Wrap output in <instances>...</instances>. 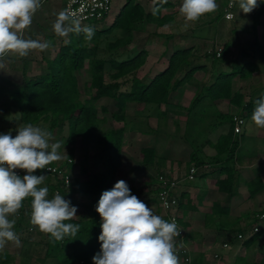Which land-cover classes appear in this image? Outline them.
Returning a JSON list of instances; mask_svg holds the SVG:
<instances>
[{"label":"crops","instance_id":"crops-1","mask_svg":"<svg viewBox=\"0 0 264 264\" xmlns=\"http://www.w3.org/2000/svg\"><path fill=\"white\" fill-rule=\"evenodd\" d=\"M128 1L120 0L122 6L120 10ZM131 1L139 5L145 15L159 13L160 18L167 15H171L172 18L168 24L161 27L146 21L136 24L132 32V42L128 46L133 45V40L140 34V29L144 31V28L148 31L155 28L158 31L157 34H150L148 38L144 37L145 43L160 44L158 40H163L164 43L156 60L147 53V48L143 49L146 54L145 61L134 77L144 85L151 84L168 68L175 52L189 48L192 56L190 63L194 72L171 91L168 104H140L134 101L125 104L123 110L128 108L132 110L133 116L141 118H138L139 123L126 128V123L133 119L121 113L123 119H115V124L121 126L114 129L109 127L110 129L105 131L123 129L120 156L116 163L112 158L110 160L105 158L104 145L93 143L86 145L81 139H77L75 145L77 147L79 144L85 148V157L78 167L75 168L73 165V178L86 182L89 175L100 173L110 179L113 178L114 183L124 180L131 189V194L148 205L153 214L167 221L158 207L155 196V177L166 174L176 182L174 194L179 202L177 213L180 224L185 230L183 242L191 249L189 264H258L260 262L252 260V251L249 249L259 237L249 245L245 240L242 247L241 241L236 239L230 242L229 238L238 234L249 236L254 226L253 214L264 211V202H261L264 200V129L252 124L253 111L248 113L246 110L250 102L264 96V3L255 27L253 11L245 14L239 11L238 7H233L232 27L234 31L241 32L239 35L237 32L239 44H235L231 39L226 40L227 33L223 36L215 34L217 40H213L212 53L209 54L210 57L205 58L206 55H198L199 48L193 41L197 39L191 33L187 34V31H184L185 24L183 26L180 22L182 16L179 7L183 0ZM216 3L219 9H223L224 5L222 6L220 0H216ZM64 4L65 0H41V7L33 15L30 27L24 30V38L48 42L49 46L54 47L65 45L66 34L69 31L71 34V28L74 26L64 15ZM58 19H62L66 30L63 36L58 35L53 29V24ZM227 21L230 26L231 20ZM111 23L108 22L107 25ZM197 23L198 20L190 22V25ZM172 29L178 34L174 35ZM223 29L225 31V25ZM189 40L191 41L184 43ZM201 47L204 48L203 45ZM247 47L249 49H246ZM217 49L222 50L219 58L214 56ZM37 51L40 50H31L29 56H33ZM237 51H240V57H237ZM43 57L48 60L46 56ZM23 60V57L12 53L0 57V94L11 93L9 91L11 86L21 84L24 68L18 64ZM32 60L34 59L31 57L27 62L33 63ZM189 69L188 66H184L176 79H183ZM242 69L243 76H240L239 72ZM223 74L231 76L230 96L229 99H216L211 86L218 79L223 80ZM2 79L12 80L13 83ZM235 115L245 120L239 135L231 132L232 117ZM98 121L101 124L103 119ZM223 140H226L227 146L219 153L217 150L220 147L219 142ZM231 149L234 153L229 157ZM143 152L147 154L144 156ZM230 171L233 175L230 190L233 193L228 196L227 190L220 191L216 183L228 181L227 175ZM252 184L255 188L261 186L263 189L255 195H250L249 186ZM70 201L77 207V212L81 209L78 218L74 219L88 214L89 200L77 196ZM258 206L262 209H257ZM247 218L251 219L249 224ZM261 230H264V225ZM240 231L245 233H239ZM224 244H227V247H223ZM0 259H3V256H0ZM181 259L178 257L179 264H186Z\"/></svg>","mask_w":264,"mask_h":264},{"label":"trees","instance_id":"trees-1","mask_svg":"<svg viewBox=\"0 0 264 264\" xmlns=\"http://www.w3.org/2000/svg\"><path fill=\"white\" fill-rule=\"evenodd\" d=\"M259 7L255 8L252 13L254 27L258 23V19L262 14V2L259 0ZM224 17V15H223ZM172 20L171 15L162 16L160 18L159 13H152L145 15L142 8L132 3L129 0L124 7L120 10L118 15L114 18L111 24L105 26L102 33H113V31H120L123 37L117 40L116 44L111 45L112 49L118 46H125L130 43L132 32L134 31L136 24L141 21L148 23H154L157 27L164 26ZM94 34L98 31L94 29ZM100 33V32H98ZM73 43H68L64 47L60 48L58 55L50 62H48L49 73L43 76H38L27 80L24 85L17 87L13 90V97L16 101L18 110L20 111L22 122L24 124H37L40 121L49 122L50 129H57L67 122L68 125V144H69V156L74 154V145L76 139H81L82 143L88 144H102L105 146V158L113 159L116 163L120 156L121 140L123 129L103 132L99 129V121L97 118L96 108L91 104V100L100 99L103 97L115 99L117 107L123 110L125 104L128 101H134L140 104H168L171 91L180 86L187 77L192 76V70L190 59L191 49H184L177 51L173 54L172 60L169 62L168 68L158 75L149 85L142 84L134 76L137 70L144 64L145 52L142 51L139 55L125 59L123 61L110 60L109 65L111 69L110 78L111 83L107 84L104 80L103 70L105 62L103 60H90L91 73V88L95 89V96L86 103H80L78 98L77 78L74 72L82 69L84 61L88 60L95 53V46L87 48L83 45L86 38L84 29L75 35ZM93 41V35L90 39ZM210 57L209 55H207ZM206 56V57H207ZM215 56V54H214ZM189 67V71H186V75L183 79L177 80L176 76L183 67ZM194 69V67H193ZM243 69L240 70L239 75L243 76ZM245 76V75H244ZM223 80H217L211 89L216 99H229L230 89V75H222ZM131 79V86L128 91H121L120 80L126 81ZM226 81H225V80ZM229 79V80H228ZM241 98V96H237ZM234 102L233 99H230ZM255 107V102H250L246 110L248 113L252 112ZM118 120L123 119V116H115ZM233 132V117H232V129ZM219 148L217 149L221 153L222 148H226L227 142L223 140L219 142ZM149 154L150 151H147ZM143 152V155L147 154ZM234 150L228 153L229 157H232ZM71 160V158L69 159ZM115 160V161H114ZM72 161V160H71ZM54 167L48 165L47 167ZM73 167L71 163L67 165L66 170L71 175L70 169ZM113 165L110 169L112 174ZM232 171L227 175L228 181H217V186L220 191H226L227 195H232ZM46 177L50 179L48 172H44ZM192 177V176H191ZM52 178V177H51ZM54 181V179L52 178ZM113 178H108L107 175L97 174L89 175L86 182H80L77 179L72 178V182L69 185L68 192H63L60 185L61 182L57 181V184L47 185L48 193L52 198L56 189L60 190L62 196L66 200L74 199V197H80L82 199L89 200V212L81 216L79 219H72L65 221V223L79 224L80 230L76 237L65 236L63 240L53 242L49 234L45 233V257L54 259L59 264H75L77 261L85 264H92V256L100 251L101 242L98 241V236L101 233V218L95 211L97 202L100 195L105 190H110L114 186ZM38 187H42L39 185ZM252 187V188H251ZM263 187L255 188L252 185L249 186L250 195H255L261 191ZM175 190V189H174ZM174 194V193H173ZM175 196V194H174ZM176 197V196H175ZM26 202L30 208L32 198L27 197L22 201ZM168 222V221H167ZM180 222V220H179ZM256 221H254L255 225ZM21 222H18L15 226H18ZM264 230H260L255 233L251 238L246 240V244L253 243L258 237L262 235ZM239 233L244 234V231ZM185 238V237H184ZM237 238L236 236H230L229 241L233 242ZM0 264H5V260L9 259L8 256H3Z\"/></svg>","mask_w":264,"mask_h":264},{"label":"clouds","instance_id":"clouds-1","mask_svg":"<svg viewBox=\"0 0 264 264\" xmlns=\"http://www.w3.org/2000/svg\"><path fill=\"white\" fill-rule=\"evenodd\" d=\"M40 7L41 0H0V57L8 53L26 57L31 50L48 48V42L25 39L23 35ZM230 7L248 14L259 4L257 0H233ZM217 9L216 0H183L179 13L186 22H195ZM53 29L58 35L66 34L62 19L53 24ZM84 32L89 40L94 34L90 27ZM251 122L264 129V96L255 101ZM51 140L52 132L31 123L17 127L15 137L11 132L0 134V250L8 242L20 244L14 231L16 221L9 217L17 214L27 197L32 198L30 223L49 234L53 242L65 236L74 238L80 230L79 224L65 223L77 216V207L59 193L48 199V188L38 187L45 176L33 174L62 158L58 151L61 144ZM15 169L26 174L21 178ZM95 211L102 221L97 238L101 246L92 256V264H179L175 254V238L180 235L177 224L153 214L148 205L131 194L126 181L118 180L110 190L103 191Z\"/></svg>","mask_w":264,"mask_h":264},{"label":"rangeland","instance_id":"rangeland-1","mask_svg":"<svg viewBox=\"0 0 264 264\" xmlns=\"http://www.w3.org/2000/svg\"><path fill=\"white\" fill-rule=\"evenodd\" d=\"M219 1V0H217ZM222 3V6L224 5L223 9H217L215 13H208L205 14L204 16H201L198 20L197 25H190V22H186L183 18V16L180 18V22L183 23L184 26V31H187V34L191 33L193 37L197 40H193L197 47L199 48V51L197 50L198 55H209L212 53V46H213V40L216 41L217 37H215V34L222 35L224 33H227L226 40H233L235 44H239L238 35L241 34L240 31H234V23H232L234 18L230 21L231 23L228 26V21L223 19V12L225 14L226 7L229 2H233V0H220ZM225 2V4H224ZM219 3V2H218ZM120 0H112V7H111V12L109 16L104 19L101 22H94L93 26L97 27L98 31L96 34H93V41L91 40H85L83 42V45L86 46L87 48H91L92 46H95V53L92 57H90L88 60L84 61V65L82 66V69L74 72L75 77L77 78V87H78V98L77 100L80 103H86L87 101L91 100L93 96H95V89L91 88V73H90V65L89 61L90 60H103L105 62L104 65V70H103V75H104V80L105 83L109 84L112 82L110 78L111 69L109 65L110 60H117V61H123L125 59L131 58L132 56L135 57L139 55L144 48H147V53L151 56L153 60H156L157 57L160 55L162 51V46L164 41L163 40H158V42H161L160 44L158 43H145L144 42V37L148 38L150 34H157V29L152 28L151 30L153 31H148L146 30L143 26H139V28H144L141 30L140 29V34L137 35L138 37L136 40H133V45L128 46H118L114 49H112L111 45L116 44L117 40H120L123 37V34L120 31H113V33H102L105 29L106 23L112 22L114 18L116 17V13L119 12L121 8ZM246 18V16H244ZM243 21L246 22V19ZM222 22V24H221ZM244 24V23H243ZM225 25V31L224 29L222 30V27L224 28ZM71 34L70 31L67 32L66 34V39L64 40L65 45L68 43H73V40L75 39V35H78L79 32L82 31V27L79 26H74L71 28ZM101 30V31H99ZM175 30L172 29V32ZM100 32V33H98ZM178 34L177 32H174V35ZM214 34V36H213ZM214 37V38H213ZM189 41H184L185 42H190ZM132 42V35H131V40L130 43ZM61 43V42H60ZM129 43V44H130ZM172 41L170 42V44ZM62 44V43H61ZM143 44L146 46H143ZM63 45L62 47H64ZM203 45L204 48L201 46ZM246 45V44H245ZM244 45V46H245ZM60 45L59 46H48V48L44 51H37L36 54L33 56H29L30 53L26 56L23 57V62H20L18 64L19 67H23L24 72L22 71V79H21V84H14L15 86H11L10 92H6L5 94H0V134H4L7 132H11V135L15 137L16 135V129L19 126L25 125L22 122L21 114L20 111L18 110L16 101L12 95L13 90H15L17 87L24 85V83L34 77L38 76H43L49 73V68H48V62L52 61L59 53L60 48H62ZM240 48H237V50ZM246 49H249L248 47ZM43 56H46L48 60H45ZM33 58L34 60L33 63L27 62L28 59ZM237 57H240V51H237ZM43 58V59H42ZM207 58V57H205ZM221 59V58H220ZM206 61H208L206 59ZM156 63L157 61H152ZM205 62V61H204ZM13 65V64H11ZM27 66H30L28 68ZM12 68V66H11ZM13 69V68H12ZM33 70V72H30ZM19 75V73H18ZM6 80L7 82L13 83L12 80L9 79H2ZM130 78L127 79L126 81L120 80L121 84V91L126 92L129 90L131 83H130ZM10 87V86H9ZM91 104L96 108L97 111V118L98 120L103 119V122L99 124V129L105 132L106 130H109L110 128H117L121 126V124L117 125L115 124L116 118L115 116H120V114H127L128 117L132 118L133 120L126 123V128L131 127L136 123H139L138 118L141 117H136L133 116L132 110L126 108L123 111H120L117 107V102L115 99L112 98H107L103 97L100 99H94L91 100ZM138 116V114H137ZM34 126H39L41 128L47 129L48 131L52 132V140L51 142H59L61 144V148L58 150L61 155V159L59 161L53 162L49 165L56 166L58 168H66L68 164V160L71 158L72 163L71 165H74L75 168L78 167L81 164V160L84 155V147L79 145L76 147V152L73 154L72 157H70L68 154V149H69V144L67 141L68 138V125L67 122L63 123V125L57 129H50L49 127V122L47 121H40L37 124H34ZM110 127V128H109ZM79 139V138H78ZM77 140V139H76ZM78 141V140H77ZM65 150V152H64ZM48 166V165H47ZM21 170V169H20ZM71 172L74 173L73 167L70 169ZM22 172V177L23 175L26 174L25 170H21ZM45 169H37L34 171V175H44L45 180L41 184L42 187H46L47 185H53L55 182L46 177V174L44 173ZM71 173L72 177H74V174ZM21 177V178H22ZM48 199H51L49 193H48ZM261 202H264L262 200ZM257 209H262V207L258 206ZM81 210V209H80ZM80 210L76 213V215L79 214ZM260 212V211H258ZM264 213V211L262 212ZM17 214L20 215V218L17 217ZM17 214L14 216H10V219H15L16 223L21 222V224L18 226V229L16 226H14V231L17 233L20 239V244L17 246L13 242H8L4 249L0 250V256H8L10 257L9 259L6 260L5 264H59L57 261L54 259H48L45 257V247H44V241H45V233L41 232L36 226L32 225L30 223V217H31V209L28 208V204L26 202L23 203L22 207L18 209ZM163 214V213H162ZM254 216L256 214H253ZM81 217V216H80ZM78 218V216L74 217ZM73 218V219H74ZM248 224L251 221V219L247 218ZM245 227V223H243ZM246 228V227H245ZM234 227L232 228V230ZM242 243L240 247H242ZM185 251L189 254V251L191 250L188 245L184 247ZM241 250V248H240ZM244 250V249H242ZM252 251L251 257L252 260L258 261L262 264L264 263V234L260 236L255 244L249 249ZM177 251V249H176ZM176 254V253H175ZM216 256V255H214ZM177 257H180L177 255ZM4 260V259H0ZM75 264H82L80 262H76Z\"/></svg>","mask_w":264,"mask_h":264},{"label":"built area","instance_id":"built-area-1","mask_svg":"<svg viewBox=\"0 0 264 264\" xmlns=\"http://www.w3.org/2000/svg\"><path fill=\"white\" fill-rule=\"evenodd\" d=\"M232 2H229L225 14V20H232L233 19V12L230 5ZM112 7V0H65L64 4V15L67 20L73 26H79L83 29L90 27L97 29V27L93 26L95 22H101L106 19ZM230 14H232L230 16ZM107 24V23H106ZM221 49H217L215 51V57L219 58L221 56ZM243 121V123H241ZM245 124V120L240 116H233V132L236 135L241 134L242 128ZM72 163L71 160H68V164ZM18 175L22 177V172L20 169L14 170ZM46 172L54 179L55 184L57 181L61 182L60 188L63 192H68V188L70 183L72 182V175L68 173L66 168H58L54 167H47L45 169ZM156 185H155V196L158 207L163 213L164 218L171 223L175 221L177 224L178 230H180V235L175 238V252L176 255H179L182 259V262L186 264L190 263L189 254L185 251V244L183 242L185 237V230L183 226L179 222L178 216V208L179 202L177 198L174 196V189L176 187V182L169 178L166 174H159L155 177ZM56 193L61 194L60 190L56 189L54 191V195ZM29 208V207H28ZM31 209V206L30 208ZM17 217L20 218V215L17 214ZM254 221H256L255 225L251 228L250 233L247 235L238 234L236 236L237 240L244 242L245 240L251 238L255 233L261 230L262 226L264 225V213H259L254 216ZM223 247H227V244H224Z\"/></svg>","mask_w":264,"mask_h":264}]
</instances>
